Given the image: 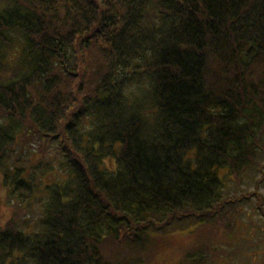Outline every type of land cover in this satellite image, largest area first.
Wrapping results in <instances>:
<instances>
[{
    "label": "trees",
    "instance_id": "16d2710c",
    "mask_svg": "<svg viewBox=\"0 0 264 264\" xmlns=\"http://www.w3.org/2000/svg\"><path fill=\"white\" fill-rule=\"evenodd\" d=\"M0 180L46 195L0 264H138L150 232L264 217V0H0Z\"/></svg>",
    "mask_w": 264,
    "mask_h": 264
},
{
    "label": "rangeland",
    "instance_id": "374dc122",
    "mask_svg": "<svg viewBox=\"0 0 264 264\" xmlns=\"http://www.w3.org/2000/svg\"><path fill=\"white\" fill-rule=\"evenodd\" d=\"M19 153L20 150H14L10 154L11 160L15 161ZM41 159L46 160V153ZM30 160L31 164L35 163L36 157ZM253 173L258 177V173ZM243 177L245 181L242 184L241 179L227 178L225 183L229 187L225 191L229 196L248 193L255 188L248 181L247 173ZM4 184L0 180V227L10 220L22 225L26 219H35L40 201L46 198L45 193L36 192L27 205L6 196ZM259 191L264 194V182L260 184ZM228 208L231 211L226 208V215L221 218L212 216L207 224L185 221L168 231L150 232L144 245L136 248L137 255L141 257L138 264H264V217L255 211L253 200ZM110 240L111 244L104 241L105 253L110 258L117 257Z\"/></svg>",
    "mask_w": 264,
    "mask_h": 264
}]
</instances>
